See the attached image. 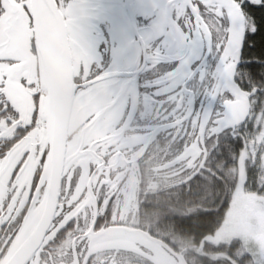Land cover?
Instances as JSON below:
<instances>
[{"label": "snow or ice", "instance_id": "6c2138e0", "mask_svg": "<svg viewBox=\"0 0 264 264\" xmlns=\"http://www.w3.org/2000/svg\"><path fill=\"white\" fill-rule=\"evenodd\" d=\"M157 12L149 38L167 37L180 63L145 104L95 70L82 5L0 0V264H264V0ZM41 60L82 114L75 144L60 139ZM197 181L203 198L174 204L185 218L146 212L149 193L167 207Z\"/></svg>", "mask_w": 264, "mask_h": 264}, {"label": "flooded vegetation", "instance_id": "af4514ba", "mask_svg": "<svg viewBox=\"0 0 264 264\" xmlns=\"http://www.w3.org/2000/svg\"><path fill=\"white\" fill-rule=\"evenodd\" d=\"M83 6L80 29L85 42L91 48L95 70L100 74L109 73L112 83L121 91L139 102L147 103L152 94V85L158 75L179 66V59L173 49L166 44L167 37L150 36V31L158 19L157 6L164 0H70ZM171 20V17H170ZM177 29L182 26L172 21ZM172 32L171 26L167 29ZM179 35V33H177ZM189 53L194 50L191 41L184 45ZM159 52L162 57L159 67H150L151 57ZM35 65V61L33 62ZM156 62H152L155 64ZM40 67L41 63L39 61ZM133 121L146 119L138 116L136 109L130 113ZM87 134L79 108L73 103L67 143L75 144ZM223 149L220 150V154ZM225 158V157H224ZM229 164L228 161L223 162ZM197 181L194 186L178 185L167 195L175 198L167 207L162 206L164 196L149 193L143 201L146 212L152 216L156 210L167 214L174 210V204L189 202L188 196H198ZM202 183V182H201ZM197 188V189H196ZM178 209V208H177ZM181 213V209L177 210Z\"/></svg>", "mask_w": 264, "mask_h": 264}, {"label": "water", "instance_id": "95a60500", "mask_svg": "<svg viewBox=\"0 0 264 264\" xmlns=\"http://www.w3.org/2000/svg\"><path fill=\"white\" fill-rule=\"evenodd\" d=\"M40 63L41 80L43 86L48 90L50 99L54 105V122L59 130L61 141L67 142L73 102H71L65 95L63 86L49 62L41 60Z\"/></svg>", "mask_w": 264, "mask_h": 264}, {"label": "trees", "instance_id": "16d2710c", "mask_svg": "<svg viewBox=\"0 0 264 264\" xmlns=\"http://www.w3.org/2000/svg\"><path fill=\"white\" fill-rule=\"evenodd\" d=\"M223 151H221V154H220V158L225 161H228V163H232V156L229 155L227 158H224V156L222 155ZM197 189V188H196ZM197 192H198V196H188V201L189 202H183V204H191V203H195L196 201L200 200L203 198V196L206 194L207 192V186L204 184V183H199L198 185V189H197ZM175 209L174 210H170L167 214H164L163 211H161L160 209L159 210H156V212H154L155 214L153 215V218L155 219H159L161 217H170L172 219H175L177 216H181V218H185L181 215V213H178L176 207H174ZM196 213H192V215H195Z\"/></svg>", "mask_w": 264, "mask_h": 264}]
</instances>
